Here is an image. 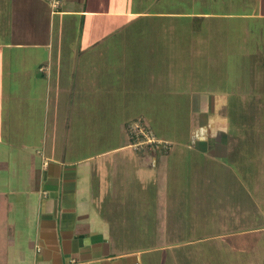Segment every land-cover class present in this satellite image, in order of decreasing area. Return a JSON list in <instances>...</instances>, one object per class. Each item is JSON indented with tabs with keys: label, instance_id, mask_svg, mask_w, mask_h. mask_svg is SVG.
Returning <instances> with one entry per match:
<instances>
[{
	"label": "rangeland",
	"instance_id": "obj_1",
	"mask_svg": "<svg viewBox=\"0 0 264 264\" xmlns=\"http://www.w3.org/2000/svg\"><path fill=\"white\" fill-rule=\"evenodd\" d=\"M203 2L133 0L132 16H117L112 26L55 15L53 72L62 67L71 74L70 64L83 59L77 55L83 49L90 56L85 59L98 61L106 86L100 108L107 125L117 127L118 118L129 116L128 137L127 126L141 122L170 143L160 154L131 147L126 165L132 185L108 187L121 195L127 189L125 201L102 203V212L115 216L120 243L165 246L147 251L145 264H236L231 249L255 243L244 252L252 264H264V231L236 235L264 226V34L259 45L245 36L233 49L235 57L225 58L233 47L223 40L220 21L195 17ZM109 33L112 38L89 46L92 35ZM220 88L229 91L227 103L211 107L212 130L221 145L228 127L225 152L219 147L211 155L195 134L208 125V94ZM206 135L212 149L213 138Z\"/></svg>",
	"mask_w": 264,
	"mask_h": 264
},
{
	"label": "crops",
	"instance_id": "obj_2",
	"mask_svg": "<svg viewBox=\"0 0 264 264\" xmlns=\"http://www.w3.org/2000/svg\"><path fill=\"white\" fill-rule=\"evenodd\" d=\"M203 3L205 8L195 17L220 21L223 40L233 47L225 58L235 57L233 49L245 36L261 44L264 0ZM132 4L133 0H61L54 10L48 0H0V264H145L147 251L165 248L120 243L115 216L102 212L106 198L126 200L127 189L121 195L108 193V187L132 185L126 154H133L125 124L131 117L118 118L117 127L102 118L100 99L106 86L98 61L85 59L89 55L82 49L77 55L83 59L70 64V76L62 67L54 74L52 66L55 15L79 16L84 25L112 26L117 25L115 17L132 16ZM88 16L107 17L96 23ZM112 37L92 35L89 46L95 49ZM228 92L220 88L208 94V125L195 134L210 154L219 147L225 152L228 127L220 145L212 130L211 107L218 103L222 108ZM208 133L212 149L203 140ZM120 218L125 227L126 217ZM262 231L264 226H257L236 235ZM250 248H232V260L252 264L244 252Z\"/></svg>",
	"mask_w": 264,
	"mask_h": 264
},
{
	"label": "built area",
	"instance_id": "obj_3",
	"mask_svg": "<svg viewBox=\"0 0 264 264\" xmlns=\"http://www.w3.org/2000/svg\"><path fill=\"white\" fill-rule=\"evenodd\" d=\"M55 10L59 7L61 0H48ZM128 134L131 140L130 146L138 150L139 148H148L156 154H160L164 149L170 147V143L156 138L151 130L141 122H133L127 126ZM75 264V263H70Z\"/></svg>",
	"mask_w": 264,
	"mask_h": 264
}]
</instances>
